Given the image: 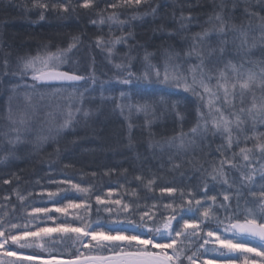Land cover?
<instances>
[{
    "label": "snow or ice",
    "instance_id": "obj_1",
    "mask_svg": "<svg viewBox=\"0 0 264 264\" xmlns=\"http://www.w3.org/2000/svg\"><path fill=\"white\" fill-rule=\"evenodd\" d=\"M103 2L114 11L105 16L106 8H100L96 11L99 18L90 19V23L104 25L108 21L109 39L97 36L95 44L107 53L110 62L114 54L120 59L114 64L118 71L113 79L117 86H123L116 88L118 96L109 98L121 114L125 110L129 115L142 113L149 130L158 106L171 109L179 121V131L165 138L164 143L150 142L148 146L161 152L170 150L172 169L190 165L201 173L199 183L157 184L155 175L147 179L136 175L133 179L140 182L139 186L147 192L158 189L160 195L141 198L132 188L125 189V193L130 192L135 199H113L111 185L107 193L94 191L92 184L82 186L73 182L74 177L65 175L64 179L48 181L55 190L47 191L41 198L45 206L39 207L34 206L35 200L24 203L31 192L26 196L14 189L16 205L3 202L7 197L0 200V254L15 257L11 264H264V131L259 130L264 126V61L246 59L247 52L258 45L264 51V0H212V11L202 22L191 13L185 15L181 6L179 16L172 13L176 27L164 33L169 39L178 38L180 48L168 45L159 63L153 62L159 59L157 53L145 49L137 71H133L136 58L131 56L134 45L128 43L134 38L132 33H111V25L123 32L126 23L115 10L139 8L143 3L149 6L142 15L156 16L160 6L152 7L149 0ZM76 6L97 9L93 0H83ZM76 6L71 0L51 4L34 0L32 8L40 9L38 18L44 20L46 10L67 13ZM256 7L260 10H254ZM137 15L141 13L129 19L135 20ZM78 43L80 37L73 36L65 48L44 44L35 54L19 58V70L11 68L8 54L0 60V77L30 76L32 83L23 86L41 99L45 93L39 89H50L53 96L73 89L67 97L62 122L48 128L45 134L32 126L38 105L32 103L31 94L24 93L31 115L27 110L18 113L14 109L20 85L9 80L8 104L0 116V121L6 122L0 123V129L6 127L0 130V153H5V142L9 146L4 158L13 155L18 145H31L39 151L49 140L58 144L64 132L75 130L78 115L89 117L85 93L89 92V83L96 85L97 78L94 70L88 75L77 74L79 69L69 64V53ZM118 45L127 46L129 52L120 55ZM82 81L83 91H77ZM99 87L102 94L111 91L104 82ZM181 101H188L183 112L178 108ZM186 122H190L187 132ZM132 127L129 122L130 139ZM212 143L215 156L205 151L211 149ZM197 153L211 158L201 162ZM174 157H179V162ZM216 185L222 186L220 191ZM119 187L124 189V185ZM218 195L222 199L218 200ZM69 209L82 213L76 212L74 219H69ZM53 212L63 215L57 217ZM77 223L79 226H74ZM68 248L75 250L74 258L69 254L68 259H61L53 254Z\"/></svg>",
    "mask_w": 264,
    "mask_h": 264
},
{
    "label": "trees",
    "instance_id": "obj_2",
    "mask_svg": "<svg viewBox=\"0 0 264 264\" xmlns=\"http://www.w3.org/2000/svg\"><path fill=\"white\" fill-rule=\"evenodd\" d=\"M40 2L51 4L63 3L65 0H40ZM93 2L97 9L76 6L82 4L83 0H71V4L76 6L74 11L71 7L67 13L62 10L49 9L44 12L45 19L39 20L38 14L41 10L32 8L34 0H0V60L4 58L5 54H8L11 68L19 70V58L26 57L30 53L35 54L37 48L44 44L50 43L65 48L72 42L73 36H79L80 43L69 53V64L79 69L77 74L88 75L94 70L97 78L96 85L89 83L87 85L89 92L85 93L84 106L90 111L89 117L83 118L78 115L79 123L75 125V130L64 132L58 137V144L49 140L39 151H36L31 145H18L13 155L4 158L9 148L5 142V153H0V200L7 197L8 200L3 201L5 203L10 201L11 204L16 205L14 189H19L26 196L28 192L32 193V196L24 201L25 204L35 200L34 206H45L41 202V198L47 195V191L55 190V185H50L48 181L64 179L65 175L74 177L73 182L82 183V186L92 184L94 191L102 190L107 193L110 190L109 185H111L113 199L121 196L124 199H135L130 196V192L125 193V189L132 188L137 190L141 198L160 195L158 189L155 192H147L146 189L139 186L140 182L133 179L136 175L145 179L155 175L157 184L170 182L195 185L199 183L201 173L194 171L190 165L185 163L178 170L172 169L168 159L170 150L165 149L164 152H161L159 148L148 146L150 142L164 143L165 138L171 137L179 131V121L171 109L158 106L154 122L149 130L144 126L145 117L142 113L133 112L129 115L125 110L121 114L113 100L109 98L113 95L118 96L116 88L123 87L117 86L113 79L118 71L114 64L119 63L120 59L114 54L110 62L106 59L107 53L95 44L97 36H103L105 41L109 39L110 27L107 20L104 25L90 23V19L99 18L96 14L98 9L106 8V3L103 0H93ZM149 2L152 7L160 6L156 16L142 15L149 6L142 3L139 8H118L115 10L119 14V19L126 21L123 32L117 25H111L112 34L119 36L131 32L134 37L128 41L129 44L134 45L131 50V56L136 58L133 60V71L140 68V61L145 49L157 53L159 59L153 62L159 63L163 50L168 45L180 48L178 38L169 39L164 34L168 29L176 27L172 13L179 16L180 8L183 6L185 15L191 13L194 17L198 16L202 22L213 7L212 0H149ZM25 4L28 6L27 9L24 7ZM188 5L192 6L188 7ZM254 10L259 11L260 9L256 7ZM112 11L114 10L106 8L104 15L107 16ZM137 13H141V15H137L135 20L129 19L130 16ZM261 14L264 15V13ZM236 15L237 22H240V9L237 10ZM198 30V28H193V31ZM52 50L55 51V48ZM116 51L123 55L128 53L129 49L125 45H118ZM246 59L255 62L264 61V51L258 45L247 52ZM246 66L255 67V65ZM9 80L20 85L13 101V107L18 113L25 111L23 108L26 101L24 99L25 92L31 94L32 103L38 105L37 116L33 117L31 121L35 129H42L46 134L48 128H54L55 125L62 122V112L67 97L73 92V89L68 88L66 92L58 96L51 95L50 89H39V92L45 93L44 98L41 99L37 93L23 86L26 83H32L30 76L24 77V79L0 77V116L5 114L8 104L6 89ZM101 82H104L105 87L111 91H105L102 94L99 87ZM78 84L77 91H83L84 82H78ZM257 91L259 94V90ZM172 99H177V97H172ZM120 102L117 100V103ZM186 103L188 101H181L178 105L181 112L184 111L183 105ZM27 111L29 114L31 109L28 108ZM48 113H52V115L48 116ZM129 122L133 125L131 139L129 138ZM0 123L6 125L5 121H0ZM189 127L190 122H186L184 131L187 132ZM0 130H6V127ZM259 130L264 131V126H261ZM215 143H219V141ZM215 143H212L211 149L205 150L206 152L212 151L213 156L216 155L213 151ZM197 157L201 162L211 158L201 153H197ZM174 158L179 162V157ZM204 166L208 167L207 163H204ZM125 169L127 172L124 171ZM181 172L184 173L183 176H181ZM92 173H96V175L92 176ZM105 173L108 174L105 175ZM4 180L10 182L5 184ZM128 181L131 183L129 184ZM119 185H124V189H121ZM221 187L216 185L217 191H220ZM105 199H107L106 195ZM219 199L222 197L218 195ZM143 202L144 200L141 199V203ZM151 202V199L147 201L149 204ZM165 202H167V194H165ZM46 206L53 207L51 204ZM95 207L96 205L93 204V208ZM76 212L82 213V210L69 209L68 218L74 219ZM51 214L57 217L63 215L54 212ZM74 226H79V224ZM76 247L78 248L79 245ZM53 254L58 255L59 258H69V254L72 257L76 255L73 248L60 249ZM87 254L85 252V255ZM45 258H47L46 254ZM13 260L15 257L0 254V264H11ZM215 264H223V262L216 261ZM236 264H240V262L237 261Z\"/></svg>",
    "mask_w": 264,
    "mask_h": 264
},
{
    "label": "rangeland",
    "instance_id": "obj_3",
    "mask_svg": "<svg viewBox=\"0 0 264 264\" xmlns=\"http://www.w3.org/2000/svg\"><path fill=\"white\" fill-rule=\"evenodd\" d=\"M24 110H28V107H27V101L24 102ZM29 114L31 115V111H29Z\"/></svg>",
    "mask_w": 264,
    "mask_h": 264
},
{
    "label": "water",
    "instance_id": "obj_4",
    "mask_svg": "<svg viewBox=\"0 0 264 264\" xmlns=\"http://www.w3.org/2000/svg\"><path fill=\"white\" fill-rule=\"evenodd\" d=\"M74 258V257H73ZM61 259H68V258H61Z\"/></svg>",
    "mask_w": 264,
    "mask_h": 264
}]
</instances>
